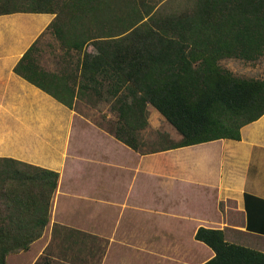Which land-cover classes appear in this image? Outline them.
<instances>
[{"label": "trees", "instance_id": "1", "mask_svg": "<svg viewBox=\"0 0 264 264\" xmlns=\"http://www.w3.org/2000/svg\"><path fill=\"white\" fill-rule=\"evenodd\" d=\"M17 12L55 15L47 30L67 64L44 69L38 38L14 71L70 108L78 98L105 101L117 119L101 126L136 151H144L149 106L181 139L148 152L240 140L242 127L264 115V79L221 64L264 55V0H0V14ZM59 177L0 158V264L42 237ZM195 238L215 252L202 264H264V251L228 241L222 228L200 227Z\"/></svg>", "mask_w": 264, "mask_h": 264}, {"label": "crops", "instance_id": "2", "mask_svg": "<svg viewBox=\"0 0 264 264\" xmlns=\"http://www.w3.org/2000/svg\"><path fill=\"white\" fill-rule=\"evenodd\" d=\"M54 16L0 14V158L60 173L50 219L89 224L108 242L102 264L204 263L215 252L195 238L200 227L250 247L247 234L264 239V115L242 127L240 140L136 151L75 107L94 110L98 99L70 108L14 71ZM39 239L7 264H39Z\"/></svg>", "mask_w": 264, "mask_h": 264}, {"label": "rangeland", "instance_id": "3", "mask_svg": "<svg viewBox=\"0 0 264 264\" xmlns=\"http://www.w3.org/2000/svg\"><path fill=\"white\" fill-rule=\"evenodd\" d=\"M61 44V40L52 29L46 30L39 37L34 54L44 69L59 71L63 67V65L60 67L59 63L65 62L67 55L62 57L64 51H62ZM72 53L75 54L74 51ZM71 59H76V56ZM221 64L238 76L264 79V55L255 61L237 58L223 59ZM75 107L103 127H109L110 122L117 119L116 114L110 111L109 104L103 100H99V104L95 106L94 110L89 107L85 109L80 101ZM151 110L152 112L149 109L150 125L140 131L143 150L153 151L164 145H169L171 142L179 141L181 135L176 129L154 107H151ZM153 112L160 114V117L153 116ZM77 207H79V203L76 202L75 206L71 208ZM55 225L60 227L54 229ZM80 225L81 223L75 222L61 223L51 216L49 224L45 228L44 237L33 244L34 247H46L45 254L41 256L39 264H43L47 258L49 260L47 264H102V260L107 258V240L91 235L88 230L89 224H83L84 228L80 227L82 229L80 232L69 230L77 229ZM241 240L256 249L259 247L257 244L264 246V239L260 236L247 234Z\"/></svg>", "mask_w": 264, "mask_h": 264}]
</instances>
